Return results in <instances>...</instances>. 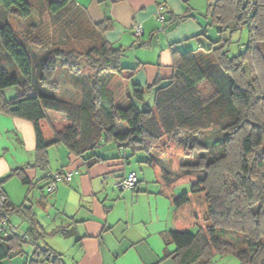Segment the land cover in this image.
<instances>
[{"label": "trees", "instance_id": "16d2710c", "mask_svg": "<svg viewBox=\"0 0 264 264\" xmlns=\"http://www.w3.org/2000/svg\"><path fill=\"white\" fill-rule=\"evenodd\" d=\"M206 15L219 38L197 49L174 48L172 77L132 84L121 100L110 83L116 74L132 78L137 67H125V50L107 39L110 17L94 22L75 0H0V112L34 124L37 152L34 162L0 178L1 222L18 213L30 222L29 236L37 231L34 208L14 205L3 185L13 176L33 185L26 169L47 170L49 147L63 144L72 154H88L92 166L107 160L96 150L114 144L125 165L145 152L149 157L143 162L161 166L160 182L176 207L195 197L206 204L205 225L197 220L196 232L168 233L166 244L175 249L167 250V257L176 264H213L232 254L241 264H264V0H217ZM244 28L249 33L244 50L231 55V34ZM62 68L82 74L79 101L58 96ZM8 88H14L13 96H7ZM119 99L130 103L122 106ZM51 111L65 114L69 124L61 131L51 125L54 135L46 137L42 123H51ZM162 141L183 150L177 165L159 149ZM132 173L135 184L120 189H136V171L120 180ZM184 180L191 190L176 193ZM7 227L0 232V264L22 254L29 241ZM38 232L34 243L46 234ZM46 263L66 264L51 247L38 246L34 264Z\"/></svg>", "mask_w": 264, "mask_h": 264}, {"label": "crops", "instance_id": "0c3cea01", "mask_svg": "<svg viewBox=\"0 0 264 264\" xmlns=\"http://www.w3.org/2000/svg\"><path fill=\"white\" fill-rule=\"evenodd\" d=\"M75 1L88 9L94 22L106 17L112 19L113 27L107 31V39L125 50L122 58L125 67H137L132 78L116 74L111 81L110 89L118 99L122 94L129 96L132 84L145 86L159 77L164 80L172 77L175 72L172 56L174 48L187 51L197 49V46H207L211 25L206 13L217 0ZM160 6L163 7L162 13L167 22L159 19ZM181 16L184 18L178 19ZM137 25L142 26V35L136 34ZM81 75L60 69L59 93L63 99L80 100L81 81L70 79ZM14 94L15 91L10 96ZM49 119L50 124L42 123L46 137L54 135L53 128L61 131L69 124L63 113L51 111ZM62 146L65 145H56L57 149L54 146L48 148L49 166L51 153L56 150L61 157L56 169L63 171V178L53 191L51 202L54 205L49 204L54 207L56 216L50 217L46 224L39 222L34 234L38 236V231H46V234L34 243L28 236L30 222L23 215L15 213L19 215L18 222L28 226L25 236L29 237L28 244L32 246L28 248L29 253L23 249L22 254L25 255L15 254L11 259L5 258L2 264H34L38 246L51 247L62 255L66 264H176L171 257L166 256L167 250L175 249V244L167 245L166 240L170 231L186 229L182 220L186 205H174L160 182L161 176L156 175L157 185L151 189L148 184L144 188L138 184L136 189L122 190L116 186L117 181L135 170L128 171V164L116 158L119 153L115 145L110 155L99 154L107 160L92 166L87 164L85 156L88 154L77 156L67 146V149ZM36 157L34 124L27 119L0 112V178L17 166L34 162ZM26 172L33 180V185L25 184L19 177L13 176L4 183L3 190L14 205L26 203L34 208V200L39 199L37 182L48 180V184L51 176L48 179L44 177L51 173L48 169L41 171L38 168H27ZM142 181L145 180L139 178V183ZM10 219L11 216L5 222H11ZM57 228L70 233H53ZM48 237L54 238V243L43 241ZM213 264L241 262L236 256L228 254Z\"/></svg>", "mask_w": 264, "mask_h": 264}, {"label": "rangeland", "instance_id": "374dc122", "mask_svg": "<svg viewBox=\"0 0 264 264\" xmlns=\"http://www.w3.org/2000/svg\"><path fill=\"white\" fill-rule=\"evenodd\" d=\"M17 26H19V25L17 24ZM228 36H230V35H228ZM231 36H232V42L229 45V49H230L229 53L231 55H235V54H238V53H240V52H242L244 50V45H242V44L246 43L247 40H248V36H249L248 28H244V29H242L240 31L234 32L233 34H231ZM218 38H219V34L216 31V28L213 27V26H210V28H209V37L206 40V44L211 42V40H215V39H218ZM197 48H198V46H197ZM150 56H152V55H150ZM126 62L127 61L125 60L124 63H126ZM73 75H75V74H73ZM72 77L75 78V76H72ZM76 79L78 80L79 76H76L75 79H70V80L71 81H77ZM130 88H131V86H130ZM14 91H15L14 88L6 89V93L8 94L9 97H10V94L13 93ZM58 96L62 98L60 93L58 94ZM124 97H125V95L122 94L121 100ZM146 99L149 100V101L152 100L153 99V95L150 92H148L146 94ZM121 100L119 99V102H120V104L122 106H126L127 104L130 103V101H127V100L122 103ZM135 102L139 106H143V103L140 102L139 100L135 99ZM158 146H159V149H161V150L163 149L164 151H166V155L165 156L173 157L174 158V161H173L174 162V166L177 165L176 162L179 160L180 155L183 154V150L178 148V147H176L175 145H172V147L168 146V145H166L165 141H162L161 143H159ZM57 147L54 146V149H57ZM62 147H64V149H67L66 146H62ZM113 147H114V144L105 145L104 147L102 146V147L98 148L96 150V152L98 154H104V155L108 156V155H110L111 151L113 150ZM55 151L56 150H53V152L51 153V157H52L51 158V164H50V166L48 168V172H50V173H57V172L60 171V169H56V168H58L57 166H58L59 162L61 161V157H60L59 153L55 152ZM148 157H149V155L147 153H145V152L136 153L134 156H132L130 158L131 162L128 164L127 170L130 171V170L134 169L137 172L138 177L145 180V181H142L140 183L138 182V184H140V186L142 188H144L145 186H147L146 184H148L149 188L151 189L152 187H155L157 185V182H155V181H156L158 176H156V175L159 174V176H161L162 174L160 172V170H161V168H160L161 166L160 165L157 166V167H153V166L149 165L147 162H143ZM120 181L121 180L117 181V184H116L117 187L119 186V182ZM47 182H48V180L46 181V180H42V179L37 182V184H39V186H38V189H36V190L38 191L37 197L39 199L38 200H36V199L34 200V204H35L34 208H35V211H36L37 219H38L39 222L45 223V224L48 222L50 217H55L56 216V214L54 212L55 210L53 209L54 207L49 205V204L54 205V203L51 202L54 193L53 192H49V190H48L49 184H46ZM190 186H191V184H189V182H187V180H184L183 182H178L177 187L174 188V191L176 193H178V194H181L185 190H191ZM42 187H43V190L41 189ZM40 194L42 195L41 198H43V200L40 199ZM40 200H41V202H40ZM183 210H184V217H183L182 220H183V223L186 225V227H185L186 229H189V230H191L193 232H196L198 230L197 220L201 224L205 225L204 216H205V213H206V204H205L204 201H202V198L201 199H199V198L197 199L195 197L193 202H192V204L186 205ZM198 216H199V218H196ZM18 218H19L18 214H13L11 216V219H10L12 223L10 221H8L7 222V226L13 232L23 236V235H25L28 226L26 225V223L23 224L22 222H18ZM8 233H9V231H8ZM30 237L34 238V237H36V234H34V233L31 234L30 233ZM43 241H45L48 244L51 243V242L54 243V238L48 237V238L44 239ZM31 246L32 245L27 243L23 247V249L25 250V252L29 253L28 248L31 247ZM22 255H25V254H22Z\"/></svg>", "mask_w": 264, "mask_h": 264}, {"label": "built area", "instance_id": "2783aa9c", "mask_svg": "<svg viewBox=\"0 0 264 264\" xmlns=\"http://www.w3.org/2000/svg\"><path fill=\"white\" fill-rule=\"evenodd\" d=\"M163 11V7L160 6L159 7V19L160 21L164 22L165 21V16L162 13ZM137 35H142L144 33L143 28L141 25H137L136 26V30H135ZM71 173H68V175H70ZM62 175L60 172L57 173H53V175L51 176V182L49 183L48 186V190L49 192H53L56 189V185L57 182L61 179ZM136 182V176L134 173H132L126 180L119 182V186L122 187H132ZM7 226V222L3 221L1 223V227H0V232Z\"/></svg>", "mask_w": 264, "mask_h": 264}]
</instances>
